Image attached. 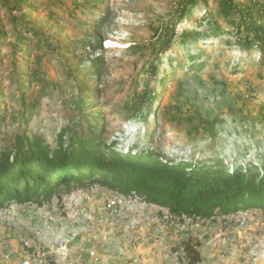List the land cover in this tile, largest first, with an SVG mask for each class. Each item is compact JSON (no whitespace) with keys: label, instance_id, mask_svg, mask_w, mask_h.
I'll use <instances>...</instances> for the list:
<instances>
[{"label":"rangeland","instance_id":"374dc122","mask_svg":"<svg viewBox=\"0 0 264 264\" xmlns=\"http://www.w3.org/2000/svg\"><path fill=\"white\" fill-rule=\"evenodd\" d=\"M181 1L0 0V157L21 127L55 143L80 122L125 153L259 163L264 0H234L251 10L245 21L227 19L221 0H200L181 17ZM23 25L71 51L37 63L36 40L21 49V36L30 38ZM75 72L84 78L68 76ZM19 82L30 84L24 105ZM88 102L96 107L78 109ZM187 248L200 252L199 264H264V209L177 215L98 182L0 209V264H191Z\"/></svg>","mask_w":264,"mask_h":264},{"label":"trees","instance_id":"16d2710c","mask_svg":"<svg viewBox=\"0 0 264 264\" xmlns=\"http://www.w3.org/2000/svg\"><path fill=\"white\" fill-rule=\"evenodd\" d=\"M199 1L182 0L180 16L183 17L186 10ZM221 3L222 14L227 19L233 12L244 21L250 18L251 10L241 8L234 0H221ZM22 27L30 38L21 36V49L28 47L32 39L36 40V50L43 53L36 56L39 64L45 54L71 51L65 46H55L33 27ZM174 29L171 27L168 32L175 34ZM95 43L102 47L98 37ZM29 58H24L26 68ZM197 61L198 58L192 56L190 66L197 67ZM101 64L99 57L93 60V72L98 79L102 75ZM41 73L38 65L35 74ZM79 73L68 76L84 78ZM165 81L167 77L162 81L163 85ZM19 86V101L24 105L30 84L19 82ZM13 97L10 99L14 100ZM94 104L96 102H88L78 109L92 110L96 107ZM24 115L19 119L20 123L28 121ZM4 122L0 115V129ZM18 131L13 150L0 157V209L11 200L18 203L40 201L63 189L70 190L72 186L85 188L97 182L123 194H136L147 202L169 208L177 215L212 217L252 208L264 209V158L259 163L244 160L231 164L216 155L198 161H173L153 154L150 148L139 153H125L117 147L110 148L101 139V129L86 128L80 122L67 132L61 131L55 143L40 135L29 136L22 127ZM187 249L191 264H199L202 261L200 252Z\"/></svg>","mask_w":264,"mask_h":264},{"label":"bare ground","instance_id":"6f19581e","mask_svg":"<svg viewBox=\"0 0 264 264\" xmlns=\"http://www.w3.org/2000/svg\"><path fill=\"white\" fill-rule=\"evenodd\" d=\"M108 46L112 45V46H117V44L113 41H108L107 42Z\"/></svg>","mask_w":264,"mask_h":264}]
</instances>
